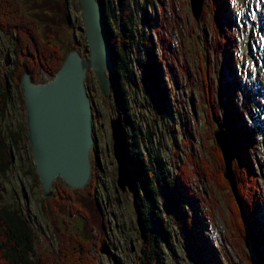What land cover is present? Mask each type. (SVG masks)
I'll return each instance as SVG.
<instances>
[{"label":"rangeland","instance_id":"1","mask_svg":"<svg viewBox=\"0 0 264 264\" xmlns=\"http://www.w3.org/2000/svg\"><path fill=\"white\" fill-rule=\"evenodd\" d=\"M23 1L28 12L41 20L47 39L57 41L66 51L69 45H77L82 52L88 54L85 32L77 30L78 26H83L80 0ZM226 2L228 12L224 13L226 20L222 19V28L228 26L233 33L235 47L230 53L217 46L211 0H205L199 21L193 16L190 0H127L126 4L121 6L125 11L121 10L119 0H109L108 17L114 30L123 22L122 17L123 20L129 19L132 22V37L126 49L127 60L122 69V74L125 73L129 78L127 81L122 79L121 87L127 100L126 111L133 119L136 132H139L135 150L143 152L145 158L153 161L156 176L160 177L161 183L165 178L159 174V170H167L172 179L177 173L180 174L184 164L187 165L189 169L185 172L190 174L188 180L199 198H181L191 217L192 207H195L196 217L204 222V240L207 239L216 254L213 257L210 255L211 251L204 252V249H207L204 246L201 247L204 248L203 253L195 251L187 243L185 236L175 231L171 233L173 251L161 244L165 264H247V257H250L241 237L230 225L233 196L230 188L223 189L217 186L216 181V185L210 184L201 175L193 172L200 155L207 159L208 169H215L217 173L220 170L218 160L213 161L210 156V150L213 149L209 122L210 98L215 108L216 100L220 116L228 114V93L235 80L239 87L233 93L231 107L240 112L241 106L243 108L246 104L250 105L248 110L239 114L245 121L246 131L252 132L254 142L257 143L252 155L257 177L256 193L259 198L253 200H256L257 204L256 218L264 230V0ZM128 12L127 19L125 14ZM68 14L72 24L67 23ZM159 38L167 44L165 53L158 43ZM152 43L156 45L154 56L158 58L164 55L163 59L160 58L162 62L159 69L162 87H165L167 93L166 101L172 109L169 114L167 110H162L161 113V106L156 102L153 89L144 77L142 65L147 60L149 51H152ZM9 45L10 41L1 34L0 49L3 48L4 51L0 52V86L7 84V76L14 67L13 52L6 53ZM233 59H237V62ZM167 61H173V65L170 64L172 68L167 66ZM148 67L151 69L152 65L149 64ZM48 77L49 74L43 72L40 79L45 81ZM91 77L90 87L102 121L107 122L110 116L114 118V99L104 98L93 72ZM22 95L23 91L12 93V101L8 105L6 115L0 120V128L2 127L6 135L10 130H19L28 137L26 120L20 106ZM190 97L194 98L196 116L190 106ZM251 106L252 109L254 107L253 110ZM252 114L256 115L251 117ZM240 125L242 124L238 127ZM108 130L110 128H107ZM106 133L108 132H99L103 138L100 152L105 172H101L99 179L94 178L92 185L84 191L72 190L69 187L60 190L64 197L73 196L70 202L61 200L56 195L45 196L42 188L34 184L29 173L34 166L29 140L26 148L22 147L17 153L13 151V164L6 176L0 177V196L3 197L0 204L19 207L32 215L31 221L34 220L39 227L34 229H41L40 234L45 233L35 245L39 255L63 256L64 260L68 258L69 262L71 256L74 253L80 254V250H83L81 247L84 246L95 261L94 264H142L139 256L143 255L140 252L150 250L148 242L140 236L135 196L120 190L117 164L113 165L112 172L110 158L104 153V143L109 140ZM113 159L115 161L114 156ZM87 192L99 197L105 221L109 218L112 220V228L107 229V236L100 228H94L92 231L89 222L85 223V228L76 226L79 224L77 216L82 205L79 198ZM108 200L109 203L106 204ZM157 200L159 205L162 200ZM144 209L146 219H150L151 208L148 205L144 206ZM152 209L154 213L158 210ZM86 212L89 213L88 210ZM154 213L151 218L157 220ZM87 219H91V213ZM48 222L55 223L57 227L49 230L46 228ZM169 222L176 225L175 217L172 216ZM147 223L149 226L152 222ZM41 224L45 228H40ZM105 240L110 246L111 258L101 252L100 248L94 249L93 243L104 244ZM65 249H70L67 256Z\"/></svg>","mask_w":264,"mask_h":264},{"label":"trees","instance_id":"2","mask_svg":"<svg viewBox=\"0 0 264 264\" xmlns=\"http://www.w3.org/2000/svg\"><path fill=\"white\" fill-rule=\"evenodd\" d=\"M126 1L127 0H119L120 7L126 4ZM211 1L212 11L215 16L214 30L218 45L225 50L232 51L234 47L233 33L227 29H223L221 26L222 19L225 17L224 12L227 9L226 0ZM24 2L25 1L23 0H0V32L5 36L12 38V42L7 48L12 51L14 55V67L7 76V84L0 86V120H2L6 115L8 105L12 101V93H21V91H23L20 79L21 70H27L34 83L45 82L40 79L42 73L45 72L49 74L48 78L50 79L60 68L66 55V50L60 47L57 41L47 39L42 30L41 20L39 17L37 18V16L28 12L27 5ZM101 2L103 3L106 12L105 29L111 43L114 66L113 70L116 75V82L120 84L123 78L126 81L127 78H129L124 72V74H122L121 66L124 61L127 60L124 46L132 37V22L128 19V12L125 14V17L128 20H123L122 17L123 22L118 25L120 27L117 30H114L115 28L112 27V23L108 17L110 7L109 0H101ZM121 10L125 11L126 9L121 7ZM113 23H115L114 17ZM149 63L153 66V69L151 68L148 72L150 82L153 84L154 91L158 95L157 101L167 104L166 90L160 91L157 89V87H159L161 76L160 69L156 66L159 65V61L152 57L151 60H149ZM113 70L111 72L112 74ZM90 80L91 76H89L87 83H90ZM121 97L122 101H126L125 93ZM229 97H232V95H229ZM118 98H120V96ZM20 106L23 115H25L23 95L20 97ZM119 107H121L120 113L125 114V119L131 130L134 132L135 127L133 125V119L131 118V115L124 111L126 109V103H120ZM164 109L165 108H163V110ZM212 112L214 113V111ZM224 119L226 126L229 125V128L226 127L225 130L226 135L235 143L238 152V164L235 171L237 173V180L240 183H238L239 193L247 215V218L245 219L239 206L236 204V200L233 196H231L232 206L230 208V216L232 221H230V225L231 228L241 237L242 244H244L245 247H249L250 251L256 256L253 261H257L256 264H264V253L260 250V243L264 246V237L261 234L262 231L260 230L257 220L254 218V205L251 203L254 202L253 199L255 197L258 198L256 193L257 187L255 184L257 178L253 174V167L251 166V161L249 159L248 149L250 147L255 148V145L250 146L253 141L249 132L244 129L236 130L234 128L232 125L233 115L227 116ZM138 130L140 131L141 128L138 127ZM27 140H29L28 137L25 136L22 131L10 130L9 134L6 135L2 127L0 128V174L5 175L7 170L11 168L13 164V151L17 153L22 147L26 148ZM135 147L136 145L133 143L131 146V158L135 160L133 161L134 173L136 175L135 180H138L139 185L144 183L145 187H147V189L149 188L148 192L146 191V194H150L148 195V198L151 206L150 208L152 209L153 207H158L156 203L157 195L154 192L153 182L149 176L148 166L144 163L143 156H141L140 152L135 150ZM212 148L213 149L210 150V156L213 161L215 159L218 160V167L220 169L219 172L217 173L215 169H208L207 159L202 155L197 158L196 168L191 170H193L194 173L202 175V177L208 180L211 184L216 185V181L217 186H220L223 189H226V187L229 188L228 181L224 177L225 170L220 149L216 144H212ZM188 169L187 165L184 164L180 171L181 175L182 173L184 174L180 176V174L177 173V175H175V179H173V181L166 180L164 186L167 190V200L170 205V209L172 210L174 208L175 212L173 214L181 216L179 220L175 219L176 228H172L173 231H176L177 233L182 232L186 237H188L193 247H202L204 245V241L200 239L201 235L198 230L199 223L195 220L194 223L196 224L193 223V219L191 220L186 215L182 208L183 204L180 202V196L185 197L187 193H195L191 189L190 185H188V177L190 174L185 172ZM29 173L34 181V184L41 187L38 174L35 170V164L31 167ZM249 178L251 182L250 180H246ZM66 187L67 186L60 181L55 185V190H66L64 189ZM2 198L3 197L0 196L1 201ZM155 213L158 216L159 224H161L162 228H155V230L152 231L150 228H147L148 234L146 241L148 242L150 250H143L144 261L142 264H165L166 261L163 259L161 244L165 248L173 251V247H171L172 231L166 224V221L162 220L158 210H155ZM144 214L145 213H143V215ZM29 215L31 214L23 211V209L19 207H10L4 203L0 204V264L95 263L84 246L81 247L83 250H80V254L74 253L71 256L69 262L68 258L64 260L63 256L56 257V255L53 254L39 255L35 249V245L38 243L39 238L30 224ZM149 227H151V224ZM77 243H79V241ZM78 245L81 246L80 244ZM68 250L65 249V256H67ZM57 258L59 259L58 261ZM248 262L249 264H252L250 263V260H248Z\"/></svg>","mask_w":264,"mask_h":264},{"label":"water","instance_id":"3","mask_svg":"<svg viewBox=\"0 0 264 264\" xmlns=\"http://www.w3.org/2000/svg\"><path fill=\"white\" fill-rule=\"evenodd\" d=\"M84 28L90 54L83 57L70 47L55 75L45 83H33L28 72L23 73L25 117L35 170L44 194L49 196L57 180L72 189L88 186L92 178L91 153L94 147L93 111L86 84L87 72L94 70L102 93L108 97L113 79L107 75L113 68L110 39L105 30V11L101 0H80ZM204 0H191L193 15L199 20ZM83 30L82 28H79ZM113 148L118 164V184L122 190H133L129 146L120 118L111 121ZM221 148L232 190L238 199V189L232 163L235 148L221 129L215 131ZM144 237V226L139 220Z\"/></svg>","mask_w":264,"mask_h":264},{"label":"flooded vegetation","instance_id":"4","mask_svg":"<svg viewBox=\"0 0 264 264\" xmlns=\"http://www.w3.org/2000/svg\"><path fill=\"white\" fill-rule=\"evenodd\" d=\"M1 34L2 33L0 32V35ZM7 37H9V36H7ZM7 39H9L10 43L12 42V38L11 37H9ZM3 51H4V49L1 48L0 52H3ZM9 51L10 50L7 48L6 53H9ZM115 77H116V75H115L114 70H113V78L115 79ZM116 83L118 85V82H116V80H115V84ZM91 93H92V90H91ZM92 98H93L92 101H93V109H94L93 134H94L95 144H96L95 148L93 149V158H96L97 161H98L97 165L99 167V169H98L99 172L100 171H104L103 164H102V155H101V152H100L101 151L100 150V145H101V143L103 141V138L101 137L99 132L100 131L101 132H108V133H106V136L109 137V140L106 143H104L105 144L104 153L106 154V156L108 158H110L109 164L112 166L111 171L113 172V165L115 164V161L113 159V156H114L113 155V139H112V136H111V130L107 131V128H110L111 118L108 119L107 122L102 121V116H101V113L99 112V109H98L96 100L94 98V95L92 96ZM110 117H112V116H110ZM135 136L136 135H134V137ZM129 137L131 138L132 135H130ZM132 160L135 161L134 159H132ZM111 177H112L111 181H113V173H112ZM81 190H84V189H81ZM54 195L62 197L56 191L54 192ZM79 199L81 201V204L84 206L83 209H82V205H81V208H79V212H80L79 216L80 217L78 216V221L80 223V227H84L85 223L89 222L90 223L89 227L92 228L93 231H94V228H100L105 233V235L107 236L108 233H107V229L106 228H112V225H110V223H111L110 220L107 221L109 226L107 227V225H106L105 214H104V211L102 209L99 197L97 195L94 196L91 193H86V195L83 193L82 195H80ZM108 199H110V198H108ZM108 203H109V200L106 202V204H108ZM86 210H88L89 213H87ZM90 213H91V219H87L88 215ZM48 227H49V225H48ZM101 244H102L101 242L99 244L93 243L94 249L100 248L101 252H103L106 255L107 253L104 251L105 250L104 247H105V245H107L109 247L107 240H105L103 245H101ZM108 255H110V254H107L106 256H108Z\"/></svg>","mask_w":264,"mask_h":264},{"label":"bare ground","instance_id":"5","mask_svg":"<svg viewBox=\"0 0 264 264\" xmlns=\"http://www.w3.org/2000/svg\"><path fill=\"white\" fill-rule=\"evenodd\" d=\"M247 142V141H246ZM255 199H256V197H255ZM251 206V205H250ZM121 262V261H120ZM121 264V263H120Z\"/></svg>","mask_w":264,"mask_h":264}]
</instances>
